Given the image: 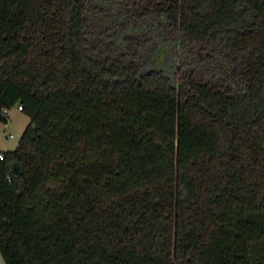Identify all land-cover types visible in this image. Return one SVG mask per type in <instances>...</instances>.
<instances>
[{"label": "trees", "instance_id": "trees-1", "mask_svg": "<svg viewBox=\"0 0 264 264\" xmlns=\"http://www.w3.org/2000/svg\"><path fill=\"white\" fill-rule=\"evenodd\" d=\"M146 1L0 0V264H264V0Z\"/></svg>", "mask_w": 264, "mask_h": 264}, {"label": "rangeland", "instance_id": "rangeland-1", "mask_svg": "<svg viewBox=\"0 0 264 264\" xmlns=\"http://www.w3.org/2000/svg\"><path fill=\"white\" fill-rule=\"evenodd\" d=\"M146 2V0H89L91 8L87 10V13L91 17L92 30L95 28L101 32L99 38L110 44L116 40L117 32L115 31H117V27L120 30L125 29L129 32L137 29L136 32L141 37L144 33H162V31L168 29L166 28L167 22L155 13L145 15L143 9H145ZM122 22L124 25H122ZM174 35L171 33L172 37ZM92 37L90 34L87 35L86 39L90 40ZM155 42L156 38L154 37L151 41H148L147 47H153ZM170 47H173L172 54L176 60V45ZM9 112L10 116L7 123L0 120V150L2 151L12 150L17 146L25 126L30 121L28 114L17 109V104L11 107ZM7 133H12L13 137L7 136Z\"/></svg>", "mask_w": 264, "mask_h": 264}, {"label": "built area", "instance_id": "built-area-1", "mask_svg": "<svg viewBox=\"0 0 264 264\" xmlns=\"http://www.w3.org/2000/svg\"><path fill=\"white\" fill-rule=\"evenodd\" d=\"M17 109L18 110H23V105L22 104H17ZM9 111H10L9 107H5V108L2 109L1 115L4 117V120H1V121H4L5 123H7L8 118L10 116V112ZM7 136L13 137V134L12 133H7ZM4 158H5V153H4V151L0 150V159H4Z\"/></svg>", "mask_w": 264, "mask_h": 264}]
</instances>
